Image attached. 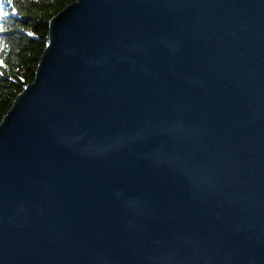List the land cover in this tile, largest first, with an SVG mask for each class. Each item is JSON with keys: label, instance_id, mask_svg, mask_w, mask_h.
I'll return each instance as SVG.
<instances>
[{"label": "water", "instance_id": "obj_1", "mask_svg": "<svg viewBox=\"0 0 264 264\" xmlns=\"http://www.w3.org/2000/svg\"><path fill=\"white\" fill-rule=\"evenodd\" d=\"M0 264H264V0H73L0 121Z\"/></svg>", "mask_w": 264, "mask_h": 264}, {"label": "trees", "instance_id": "obj_2", "mask_svg": "<svg viewBox=\"0 0 264 264\" xmlns=\"http://www.w3.org/2000/svg\"><path fill=\"white\" fill-rule=\"evenodd\" d=\"M73 0H0V121L30 81L48 43L50 19Z\"/></svg>", "mask_w": 264, "mask_h": 264}]
</instances>
